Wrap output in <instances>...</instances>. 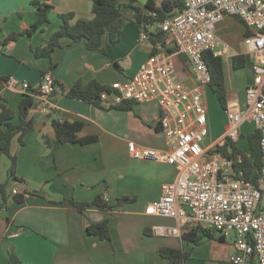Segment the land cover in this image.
Segmentation results:
<instances>
[{
    "label": "crops",
    "instance_id": "1",
    "mask_svg": "<svg viewBox=\"0 0 264 264\" xmlns=\"http://www.w3.org/2000/svg\"><path fill=\"white\" fill-rule=\"evenodd\" d=\"M32 1L51 6L48 23L31 36L0 47V102L12 111L17 113L23 95L36 94L44 74L64 90L76 82L85 85L91 81L117 87L137 72L153 50L172 63L177 81L194 86L187 58L181 55L184 58L181 60L175 52L167 51L174 47L169 39L166 47L155 48L148 40L141 41L142 29L135 23L133 11L125 7L121 11L127 22L120 41L108 47L105 54L87 50L84 42L67 45V40L54 50L50 60L36 58L32 52L44 46L59 29L60 14H71L70 24L91 20L93 0H0L1 39L29 28L36 21ZM147 1L137 3L145 14ZM149 1L160 8L163 0ZM119 3L124 5L127 0ZM148 29L157 32L155 23ZM215 32L220 43L217 50H223L218 56L223 58L227 105L237 103L244 108L246 88L253 82L252 59L243 44L248 30L239 18L224 16L216 24ZM236 55L245 57V66L239 70L232 69L231 59ZM247 67L250 71L242 78L241 73ZM10 77L17 83L6 81ZM23 83L29 85L28 92L21 88ZM209 93L216 100L209 86L203 88V102L208 110L207 147L221 142L227 129L225 111L217 100L216 104L213 100L209 104ZM114 94L103 100L105 108L118 104ZM31 97L35 105L31 111L34 129L22 137V145L19 136L10 145V155L16 157L15 177L8 175L10 159L0 156V264H8L12 253L21 264H169L159 254L163 247L188 253L184 264H231L234 254L231 235L210 231L214 238L224 237L219 242L206 239L201 229H186L182 234L195 229L196 236H201L200 243L194 245L182 237H161L152 232L154 226H177L174 219L146 213L147 206L158 201L162 184L174 181L176 171L163 162L133 159L128 144L159 151L171 149L172 143L158 125L160 112L155 103L134 104L130 111L100 109L57 93L51 100L53 115L43 116L37 111L40 97L38 94ZM53 119L82 122L84 126L77 137L94 136L97 141L86 145L59 144L54 136ZM14 188L23 196L21 201L12 195ZM98 195L109 205L122 197L135 201L115 207L110 213L95 207L79 212L69 202L89 203ZM105 219L109 241L87 234V225Z\"/></svg>",
    "mask_w": 264,
    "mask_h": 264
},
{
    "label": "built area",
    "instance_id": "2",
    "mask_svg": "<svg viewBox=\"0 0 264 264\" xmlns=\"http://www.w3.org/2000/svg\"><path fill=\"white\" fill-rule=\"evenodd\" d=\"M224 16L237 17L246 26L248 34L243 44L251 56L253 72V82L245 91V107L239 108L237 103L227 105L224 138L236 141L245 122L258 131L264 187V0H184L183 9L156 22L155 30L166 33L175 53L187 58L194 86L177 81L172 63L155 52L126 83L113 87L117 90L114 96L118 103H155L160 112L158 125L172 143L168 151L128 144L133 159L163 162L176 171L174 181L162 184L158 201L147 206L146 213L174 219L177 226H154L153 234L181 238L186 229L198 228L231 235V264H264L261 191L237 177L233 160L222 158L213 152L214 146L204 144L208 136V110L202 90L209 86L211 76L203 55L223 53L217 50L220 43L215 27ZM140 40H147L144 32ZM8 81L17 83L11 77ZM21 88L30 90L26 83ZM59 91L52 77L44 75L36 92L41 99L37 106L39 114L53 115L51 100ZM108 96L103 94L102 99ZM18 194L14 188L12 195Z\"/></svg>",
    "mask_w": 264,
    "mask_h": 264
},
{
    "label": "trees",
    "instance_id": "3",
    "mask_svg": "<svg viewBox=\"0 0 264 264\" xmlns=\"http://www.w3.org/2000/svg\"><path fill=\"white\" fill-rule=\"evenodd\" d=\"M137 3L138 0H127V3L124 5H121L119 0H93V18L91 20H77L73 24H70L73 17L71 14H60L58 16L61 21L59 29L50 35L48 42L44 46L32 49V52L36 58H47L50 60L54 50L64 46L62 41L67 40V45L84 42L87 50L100 51L105 54L108 47L115 46L120 41L122 29L127 22V18L123 15L121 7L133 11L135 23L146 34L147 40L154 48L157 45L166 47L168 35L161 31L153 33L148 28L154 23L161 22L171 16L174 10H182L184 0H163L160 8H156L148 0L144 5L148 11L147 14L137 6ZM31 4L36 8V21L29 28L10 33L2 39V30L0 28V47L10 46L20 37L33 35L38 30H42V27L48 23V12L51 6L48 3L39 1H32ZM167 51L172 53L176 51V48H168ZM155 52L156 50H153V53ZM179 57L181 60H184L183 56L179 55ZM203 59L211 76L209 87L213 91L220 108L225 111L227 109V94L224 82L223 58L221 56H215L212 52H206L203 55ZM231 63L233 70L242 69L245 66V57L243 55L233 56ZM56 84L58 83L56 82ZM59 87L60 91L54 93L53 96L60 93L62 97L78 100L100 109L130 111L132 106L137 104L131 100H124L116 105L105 108L102 95L116 94L117 90L113 87L101 85L95 81H91L85 85L76 82L68 90H64L61 86ZM34 109L33 98L29 95L22 96L18 104L17 113L12 111L3 102H0V156L5 155L10 159L8 175L11 177H15L16 166L15 155H10L11 141L14 137L19 136L18 141L22 145V137L34 129V117L31 114V111ZM15 118L18 119L17 123L13 122ZM51 123L55 139L59 144L78 143L80 145H86L97 141V138L94 136L85 138L77 137V134L84 126L82 122L53 119ZM247 140L248 153L238 149L235 141L228 137L223 138L221 142L217 143L213 147V152H217L222 158L233 160V167L237 177L261 191L262 199L260 207L263 209L264 187L260 173L262 156L259 148L258 131L254 130L250 133L247 136ZM239 158L240 162L238 161ZM15 199L16 201H21L23 196L17 195ZM133 201H135L134 198L122 197L118 198L113 205H109L102 196L98 195L89 203L75 202L72 200L69 202L79 212H83L86 207H95L100 211L110 213L113 208L132 203ZM86 232L89 235L98 237L100 240H110L107 219L101 223L87 225ZM196 232L197 230L190 229L188 232L182 234V239L198 245L201 241V236L197 237ZM200 233L206 239H216L219 242L224 239L223 236L214 238L208 230L201 229ZM159 254L169 264H184L185 260L189 257L188 253L167 247L160 248ZM8 264H21V262L16 254L12 253Z\"/></svg>",
    "mask_w": 264,
    "mask_h": 264
},
{
    "label": "rangeland",
    "instance_id": "4",
    "mask_svg": "<svg viewBox=\"0 0 264 264\" xmlns=\"http://www.w3.org/2000/svg\"><path fill=\"white\" fill-rule=\"evenodd\" d=\"M228 65V61L225 59V66ZM250 69L247 67L242 73H241V77H246L249 73ZM210 92V91H209ZM210 97H209V104L212 103V100L214 102V104H216V100L213 97V95L211 93H209ZM254 127L253 125H251V123L249 124L248 122H245L243 124H241L240 128H239V132H240V136L238 137V139L235 141V145L237 146L238 149L248 153V140H247V136L252 133L254 131ZM208 141L209 140H205V146L208 145Z\"/></svg>",
    "mask_w": 264,
    "mask_h": 264
}]
</instances>
